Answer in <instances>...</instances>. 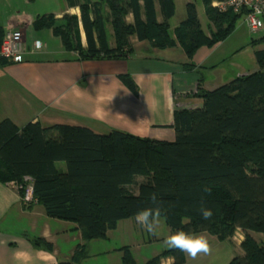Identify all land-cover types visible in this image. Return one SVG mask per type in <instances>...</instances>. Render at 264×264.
I'll use <instances>...</instances> for the list:
<instances>
[{"label": "trees", "instance_id": "16d2710c", "mask_svg": "<svg viewBox=\"0 0 264 264\" xmlns=\"http://www.w3.org/2000/svg\"><path fill=\"white\" fill-rule=\"evenodd\" d=\"M213 1L204 0L210 35L203 30L196 5L189 3L188 18L173 39L174 0H159L163 22L158 21L155 0H66L70 8L80 9L81 17L43 16L35 28L52 29L67 51H77L84 60L127 58L134 50L133 36L160 49L179 43L191 60L199 49L230 37L242 17L231 10L220 12ZM130 15L133 22L128 21ZM4 35L0 30V43ZM255 57L257 71L212 91L200 88L203 107L175 111L174 141L121 130L101 135L87 127H45L40 122L20 128L5 119L0 122V181L23 184L26 177L32 178L38 204L49 216L76 223L88 241L107 239L119 221L150 206L148 195L156 192L164 205L161 217L174 232H207L226 239L241 229L244 254L230 264H264V244L250 233H264V49ZM120 79L139 95L131 76ZM137 176L146 177L138 194L133 187ZM202 198L213 210L211 220L198 211ZM35 243L53 250L45 239ZM85 256L84 248L72 261L60 264H75ZM165 257H172L173 264L186 263L185 253L178 250H166ZM124 264L137 263L128 255ZM145 264H162L161 256Z\"/></svg>", "mask_w": 264, "mask_h": 264}, {"label": "crops", "instance_id": "0c3cea01", "mask_svg": "<svg viewBox=\"0 0 264 264\" xmlns=\"http://www.w3.org/2000/svg\"><path fill=\"white\" fill-rule=\"evenodd\" d=\"M36 1L0 0V30L6 33L18 29L24 33V60L0 64V122L11 119L20 128L30 122H40L45 127L80 126L101 135L121 130L136 137L174 141V113L203 107L200 88L212 91L258 70L257 61L248 66L240 57L233 59L241 48H229V37L213 47L199 49L191 60L179 43L160 49L137 36L132 37L134 50L127 58L84 60L77 51H67L52 29L35 28L36 20L43 16L61 19L80 9L70 8L67 3L64 13L41 15L33 11ZM155 6L158 21L163 22L159 0H155ZM178 27H171L173 39ZM44 30L50 32V40H61L64 49L59 52L65 50V55H53L50 42L40 38ZM32 31L37 33L30 34ZM81 32L87 46L83 27ZM37 40L41 41V49L35 46ZM252 42L258 45L256 40ZM111 44H115L114 37ZM261 46L259 49H264ZM121 75L133 78L139 95L129 90ZM145 180V176L136 177V194ZM110 236L109 230L105 240ZM39 238L51 243L53 250L37 245ZM84 248L85 258L75 264L91 257L92 240L84 238L76 223L49 216L38 203L26 205L14 183L0 181V264H60L72 261ZM120 249L113 247L99 254ZM173 262L169 257L163 264Z\"/></svg>", "mask_w": 264, "mask_h": 264}, {"label": "rangeland", "instance_id": "374dc122", "mask_svg": "<svg viewBox=\"0 0 264 264\" xmlns=\"http://www.w3.org/2000/svg\"><path fill=\"white\" fill-rule=\"evenodd\" d=\"M174 2L176 14L170 20V25L173 29L180 26L187 19V4L188 2H193L198 9L203 30L206 33L210 32L211 23L206 13L204 0H174ZM32 7L34 8L33 11L36 10L35 12L41 15L61 14L66 11L67 2L66 0H37ZM71 13L81 17V11L78 9L72 10ZM128 21L133 22L132 15L128 17ZM109 29L111 33V27ZM36 33V31H32L30 34ZM50 37L52 36L48 30H44L40 34V38L50 42V49L54 56L60 57V55H65V50L59 52L63 47L61 40L57 37H53L50 40ZM253 40H256L258 45L253 44ZM110 41L113 42L112 34L110 35ZM227 43L229 48H241L240 54L236 55L233 59L240 57L246 65L252 66L256 61L255 50L259 49L260 45H262V48L264 47V28L260 32L252 33L245 18L241 17L237 23L236 31L229 37ZM158 56L162 55L158 54ZM248 168L251 169V166L249 165ZM110 231L111 239L92 240L93 249L91 257L77 264H124L128 255L132 256L137 264H145L148 260L156 256H161L162 264L163 261L168 259V257L163 258L164 252L169 249L164 245L163 240L167 235L174 232V230L168 226L163 217H161L159 234L156 236L149 235L141 230L133 218L119 221L117 226L110 229ZM250 233L257 241L264 244V233L256 231ZM204 234L207 235L210 240L212 248L211 253L208 255H200L194 260L185 254V264H230L235 257L244 254L241 247V241L245 238L243 231L237 229L233 237H228L226 239H221L218 234L207 232ZM113 247L122 248L123 250L106 255L99 254L100 251Z\"/></svg>", "mask_w": 264, "mask_h": 264}, {"label": "built area", "instance_id": "2783aa9c", "mask_svg": "<svg viewBox=\"0 0 264 264\" xmlns=\"http://www.w3.org/2000/svg\"><path fill=\"white\" fill-rule=\"evenodd\" d=\"M213 6L220 12L233 11L242 15L252 33L260 32L264 28V0H214ZM38 49L42 48L41 41H35ZM24 54V33L18 29H12L5 33L0 43V64L8 62H22ZM14 183L17 189L23 190L22 200L30 206L37 204L33 179L25 178V183Z\"/></svg>", "mask_w": 264, "mask_h": 264}, {"label": "clouds", "instance_id": "9594fccd", "mask_svg": "<svg viewBox=\"0 0 264 264\" xmlns=\"http://www.w3.org/2000/svg\"><path fill=\"white\" fill-rule=\"evenodd\" d=\"M206 191L210 194V189H206ZM148 199L150 201V206L137 211L134 219L141 230L149 235L156 236L159 234L164 205L159 198V194L156 192L149 193ZM198 211L205 220H211L214 215L213 210L207 206L203 198L201 199ZM163 243L167 248L185 253L193 260L200 255L210 254L212 250L208 236L202 232L192 233L184 230H177L167 235Z\"/></svg>", "mask_w": 264, "mask_h": 264}]
</instances>
